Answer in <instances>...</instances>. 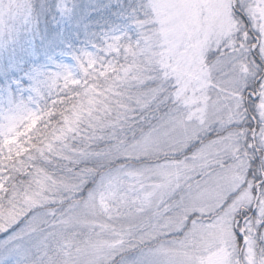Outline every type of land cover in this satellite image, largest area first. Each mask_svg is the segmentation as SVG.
Returning a JSON list of instances; mask_svg holds the SVG:
<instances>
[{
  "label": "snow or ice",
  "instance_id": "6c2138e0",
  "mask_svg": "<svg viewBox=\"0 0 264 264\" xmlns=\"http://www.w3.org/2000/svg\"><path fill=\"white\" fill-rule=\"evenodd\" d=\"M0 264H264V0H0Z\"/></svg>",
  "mask_w": 264,
  "mask_h": 264
}]
</instances>
